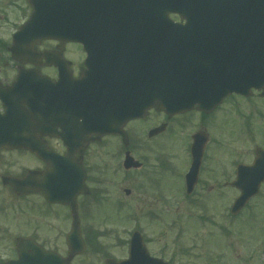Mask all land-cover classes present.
Returning <instances> with one entry per match:
<instances>
[{
  "label": "flooded vegetation",
  "instance_id": "1",
  "mask_svg": "<svg viewBox=\"0 0 264 264\" xmlns=\"http://www.w3.org/2000/svg\"><path fill=\"white\" fill-rule=\"evenodd\" d=\"M106 1L110 14L102 23L96 22L95 14H85L95 12L96 0H0V264H14L22 248L27 252V245L20 246L23 239H34L66 258L71 255L68 238L81 237L85 253L70 264H77L88 252L104 253L110 235L105 206L138 216L144 199L131 202L133 191L122 187L124 198L112 199V189L120 183L145 191L152 205H171L169 195L179 189L187 218L217 221L222 217L218 203L224 191H237L232 185L239 166L251 165L256 157L254 143L264 142V88L248 95L234 92L222 100L206 96L201 104L177 115L152 109L146 119L126 124L125 133L100 132L105 126L97 129V125L106 124L107 113L96 112V106H111L118 93L158 88L154 45L160 24L145 23L143 16L149 7L158 8L159 0ZM63 10L76 13V38L66 44L46 30L55 26L56 13ZM172 18L175 34L183 33L190 42L239 39V30H229L225 24ZM26 24L24 69L41 73H19L21 64L9 50L16 32ZM101 35L108 52L105 73L95 69L85 73V44L92 46ZM150 38L152 73H146ZM62 47L65 58L69 52L79 58L77 65L72 61L73 73L46 66L42 54L59 53ZM61 77L55 110L46 117L32 110V103L45 105L27 90L41 87L44 80L60 82ZM151 132L156 133L151 136ZM32 135L44 146L39 153L27 150V137ZM240 142L253 148L248 160L239 151ZM195 157L200 159L199 168L188 178ZM108 258L103 255V264ZM168 262L177 264L176 258Z\"/></svg>",
  "mask_w": 264,
  "mask_h": 264
},
{
  "label": "water",
  "instance_id": "2",
  "mask_svg": "<svg viewBox=\"0 0 264 264\" xmlns=\"http://www.w3.org/2000/svg\"><path fill=\"white\" fill-rule=\"evenodd\" d=\"M184 4V0H179ZM191 14L196 15L200 22H234L239 24L241 31L251 32L252 36L248 39L243 32L240 34L239 43L235 46L238 53L233 58L224 59L222 68V58L217 60V69L236 70V79L232 87L236 92L245 93L253 87L264 85V0H191ZM173 11L170 0H160L159 11L156 14V20L161 24L170 23V13ZM184 18V10L178 11ZM151 17V16H150ZM168 30L169 28H161ZM67 40H72V34L64 31ZM27 35L26 27L22 28L18 37ZM189 45L183 40L171 41L161 39L159 43V91L154 93L152 99L151 93L148 97L149 107H156L158 110H168L178 113L187 110L192 104H198L202 98V84L206 80L204 77H192L197 80V89L189 90V73H169L170 71H187L207 69L200 60L191 58L187 52ZM25 48L14 47L12 52L17 60L20 59L18 52H27ZM103 54V53H102ZM48 59L49 65L58 67L59 73H71L70 62L66 61L62 55H55ZM90 58L87 59V66ZM227 65V67L225 66ZM88 73V71L86 72ZM218 87H222V77L215 78ZM47 92H45L46 94ZM227 92L221 93L225 95ZM223 95V96H224ZM147 100V99H146ZM142 99L137 100L141 102ZM145 101V100H144ZM135 109L118 107L113 108L120 112L122 122L126 124L132 119L144 117L148 108ZM119 124L108 126V132H117ZM27 149L39 153L43 146L34 138H27ZM264 182V151L257 150V159L253 166L246 169L240 168L239 181L234 184L242 191L241 197L235 202L232 209L233 214H238L249 202V200L259 193L260 186ZM77 237L69 239V245L73 254L68 259H62L59 255L47 252L40 245L27 240V264H69L71 259L82 253V248L78 244ZM26 260L25 253L21 252V261ZM108 264H167L162 260L152 258L144 246L143 239L139 233L134 234L130 257L126 261H109Z\"/></svg>",
  "mask_w": 264,
  "mask_h": 264
},
{
  "label": "rangeland",
  "instance_id": "3",
  "mask_svg": "<svg viewBox=\"0 0 264 264\" xmlns=\"http://www.w3.org/2000/svg\"><path fill=\"white\" fill-rule=\"evenodd\" d=\"M68 54V58L77 65L79 58L71 52ZM46 73H51V70ZM247 145L249 144L242 142L239 144V151L246 155L245 160L249 159L247 153L253 149L245 147ZM254 145L255 149L264 147V142L259 140ZM178 181L179 178H176L177 183ZM120 187L133 191L131 202L139 197L144 199L140 204V217L137 220L133 214L117 212L116 206H105V211L110 217L106 225L110 235L104 250L108 256L116 259L126 258L128 250L123 242L128 241L131 234L138 229L150 242L148 248L151 253L162 256L166 261L176 258L177 264H264V186L259 197L251 201L246 210L237 217L230 214V209L239 192L231 188L226 189L223 201L218 203L222 217L217 221L208 222H198L195 219L189 221L186 218L188 211L184 202L179 199V189L169 195L171 205L163 206L152 205V199H147L145 191L139 193L133 184L120 183L112 189V199L124 198ZM155 211L159 214L158 218L145 215ZM97 224L104 229V224ZM221 234L222 237H219ZM90 260L94 264H103L102 254L91 252L80 258L77 264H89Z\"/></svg>",
  "mask_w": 264,
  "mask_h": 264
}]
</instances>
